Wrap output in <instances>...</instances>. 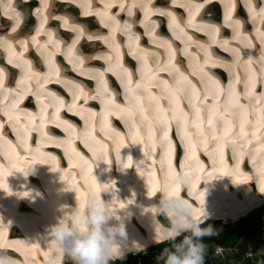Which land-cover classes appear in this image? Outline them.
<instances>
[{
	"label": "bare ground",
	"instance_id": "6f19581e",
	"mask_svg": "<svg viewBox=\"0 0 264 264\" xmlns=\"http://www.w3.org/2000/svg\"><path fill=\"white\" fill-rule=\"evenodd\" d=\"M27 1L29 4L34 5L37 0H0L1 9L3 10L0 14V36L17 37L16 34L11 35L12 26L16 23L13 16L15 12L22 11V4ZM47 1L55 2L57 0ZM66 1L68 0H61L63 3ZM214 1L175 0L174 2V0H161V3H170L171 7H159L157 9H164L174 13L176 23L180 24V27L184 28V31L193 37V42L188 48V54L184 53L185 56L191 55V57L188 61L182 58L180 61L175 60V63L188 79L193 84H196L200 91L203 87V92L199 93L201 97L204 96L205 91L208 92L207 103L211 104L213 97L210 89L215 86L213 81L220 74L228 73L230 78L226 85H220L219 83L218 87L227 90L229 85L232 84L237 91H242L238 87L243 84L235 83V75L240 74L241 79H243L248 69L244 67L242 62L232 63L234 56L231 51L232 47H240L242 61H246L249 58L253 61L251 67L255 70L257 78L255 94L259 98V94L262 93L257 89L261 86L259 82L261 67L257 66L259 64V57L258 59H254L257 56V47L252 45L251 48H248V56H244L243 53L245 52L241 44L234 45L231 40L233 35L229 34L231 22L235 20L245 21L249 17L252 20L261 18L260 10L257 6L259 0H250L251 7H249V0H233L234 7L232 9L226 7L228 0H221L224 8V22L222 23V18L219 20V23L209 22L210 16L206 17L203 12L204 9L211 13H215V10L217 12L220 11V5L218 4L208 8ZM115 2L119 6L120 0H115ZM132 2L133 0H125V11H127V8ZM190 3L201 5L202 11L192 10L193 14L190 17L187 16L184 18L182 14L187 7H182L181 5ZM239 5H248L247 9L249 14H240L241 7ZM102 9L98 5L95 9L97 15L99 12H102ZM32 10L28 13L31 17L45 9H43L42 5V7L36 6L32 8ZM48 10L46 9L44 11V15H47L48 19L41 29L43 30V34L37 36L36 31L34 35L37 41H41V44H44L42 37L53 29L46 24L54 17L57 20H63L60 17H64L67 19L69 26L73 24L71 19L65 14H48ZM20 15L21 22L19 27L23 26L24 22L28 20V17L26 19L24 18L23 15L25 14L22 15L20 13ZM85 17L86 20L88 19V22L92 20L97 23L96 15H85ZM167 17L169 16L161 15L159 11H152L149 17L152 26L146 30L147 33H154L151 36L152 41L149 42L145 38H142L139 42L140 46L138 51L147 50L146 62L153 71L156 70L158 64H165L167 62V44H170L172 48H175V44H180L178 41L171 39L172 34H174L175 40H178L179 37L182 48L184 46L185 49L186 46V37L177 29L176 25L173 24L170 27L169 24L171 21H168L167 25L164 23ZM144 18L145 16L141 15L129 16L128 14H120L118 20L120 21L121 27L125 21L131 25L130 33L134 30L133 33L135 35H141L145 28L138 25H145L146 21ZM10 21L15 23L11 24L6 30V23ZM186 24L188 25L187 27H185ZM209 24H217L219 26V32L223 34L216 33L215 43L212 42L209 36L210 38L206 40L209 44L206 46L202 41H199L197 43L199 50H195L196 40L194 36H198L199 39L197 41L203 37L204 39L207 38V26ZM62 26L67 27L65 26V22L62 23ZM19 27H17L16 31L20 30ZM157 31H163L167 35L161 37L156 33ZM124 32L129 36L126 31ZM89 34L100 36L94 32ZM31 36L26 35V37L18 38L25 39ZM86 37L87 35L80 38L83 48L86 50H96L94 54L86 57V59H93L95 62H99V58L105 59L108 55L107 52L98 48L96 45L92 46V42ZM220 37L223 39L221 40ZM225 38L229 41L228 46H223ZM54 42L52 40L51 44H54ZM250 42L252 44V41ZM257 43L262 48L264 47L261 41ZM51 44L50 48L52 47ZM60 46L59 44L57 47L59 48ZM201 46L207 47L211 53V61L205 66V71L208 72V76L212 78L211 80L207 77H202L198 71V64L203 62L202 54L204 51ZM37 49L39 50L40 48ZM3 50L6 52L4 48ZM31 51L35 52L33 48H31ZM132 51L129 52L130 55H132ZM25 52L26 50L23 55L26 59L32 61L34 71L45 73L34 67L36 59L30 57ZM76 57L74 55H68L66 60L61 58L71 67L69 71L73 76H67L61 71H58V74L50 78L48 83L44 85V88H40L35 78L22 81L21 77L23 73L22 69L19 68L15 84L13 86L5 85L4 90L0 91V97L2 99V106H0L2 108L0 110V233H2L0 235V244L8 245L7 249L9 254L17 257L18 264H24L25 261H27V264H66V262L62 261V256L55 252L53 246L47 243L51 239L49 236V227L57 222L58 217L62 216L61 206H65L64 211H67L72 208L71 204L75 206L77 200H83L87 197L89 192L94 188L92 184L93 178L96 184L99 185V191L103 189L102 184H104V187H108L107 185L112 186L109 191L101 192V198L106 203L113 204L117 215L120 214L125 217L127 219L126 223L131 225L125 228L124 236L117 237L120 245L123 244L121 246L123 252L127 251L128 244L131 245L128 246L131 249L157 242L156 236L160 230L159 227H156L158 223V204L160 205L162 203L164 206L163 198L165 193L169 197L176 196L174 194L176 185L171 182L173 173H187L191 179V186L179 185V197L191 210L193 209L198 212V216L203 215L204 211V217L207 216L217 219L219 217L226 218L232 216L237 219L264 201V191L260 190L261 184L264 182V121L257 123L260 116L257 109L264 105V101H261V104L255 105V107L248 108V122L244 126L246 138L235 141V151L232 141L235 138L234 133H238L239 131L238 122H236V126L231 129L227 137L224 136L223 129L219 126H217L214 134L210 133L209 129L211 126L206 123L203 125L205 135L202 137L198 136L195 124L191 123L194 117L188 108L189 102L187 99H183L181 106L188 112V120L190 121L187 129L188 135L185 134L183 128L177 126L175 120H171L167 129L168 135L165 138L161 131V125L158 123L152 122V127L149 129L147 122L139 118L133 122V120L118 110L117 106L122 108L131 103L128 98L124 103V93L118 92L120 85H117V90L112 89L113 87L109 89V93L113 98V103L110 105L103 103L102 99L90 98L96 95L98 82L97 87L92 91H85V95H80L79 104L76 100V105L71 110L73 113L81 114L82 118L86 117L88 121H85L84 125L87 126L73 125L70 128L66 124H60L59 130L62 133L55 132L54 134L52 131H47L46 122L53 115L49 111H55L58 102L54 98L47 96L45 89L47 92L56 93L63 99L64 106L60 107L59 113H56V116L60 121L70 123L72 121L71 115L65 114L64 112L67 111H63L62 109L68 108L72 104L74 96L71 98V102L68 103L65 100L66 96H62L60 91L65 88V94L70 95L71 92H75L72 86L73 84H80L82 86L79 79L87 80L93 78L95 75L93 73L95 70L94 67H90L86 63H83L82 66L79 65ZM136 57L134 56V59L131 58L126 64L122 63L123 67L130 70V66L134 64ZM5 58L9 60L8 52H6ZM11 64L16 69L15 63ZM109 64L114 65V62L109 61ZM11 67L7 61L0 64V68H4L5 72H9ZM142 67L144 68V62L142 63ZM113 71L122 79L120 69L114 68ZM168 74L170 73L166 71L156 72L158 78H162L171 83L172 81ZM170 76L172 77L171 74ZM108 77L112 78L113 75H108ZM140 78L141 76L138 79L134 75L132 77L134 83L140 80ZM69 82L72 83L70 84ZM26 84L28 88L23 97L32 94L34 100L38 103V108L36 109L22 108L14 99L15 93L8 91V89H16L17 85H19L20 89H24ZM151 90L157 95L161 91L155 85ZM5 94H10L11 96L7 97ZM38 94H42L41 100L37 99ZM225 95L226 92L221 94L219 98L220 102H223ZM127 96L128 94L126 92ZM86 97L88 98L85 103ZM117 100L121 103H118ZM241 102L246 103L243 97H241ZM96 103H100L101 106L94 107ZM13 104L16 105L14 108L12 107ZM161 104L167 107L166 100H161ZM85 109H89V112L84 111ZM251 111L254 114H251ZM109 113L114 114L112 120L118 121L121 126L124 124L126 133L112 125L108 119V116H110ZM120 113L123 114V118L118 119ZM10 115L12 119H10ZM202 115L205 116L206 121V114L202 113ZM122 119L123 121H121ZM8 120L10 124H7ZM35 130L39 132L37 137L34 134ZM174 133L177 138L175 136L173 137ZM33 138H35V142H32ZM118 138H122L124 141L123 145L119 148L120 155H117L116 140ZM109 139L110 141H108ZM221 144L222 149L219 147ZM241 145L243 146L241 147ZM229 149H231L233 158L234 156H238V159L234 158L233 165L228 163L230 154L227 151L229 152ZM61 150L64 152L63 156L68 158L66 164L63 163L65 159L58 161V158L61 156L59 153ZM101 152L103 155H100ZM181 152L180 157L182 156V159L179 165L174 161V157H178ZM88 153L91 155L87 156ZM248 154L252 156L249 162L254 167L253 173L259 174V176L257 175V180L260 186L255 191L256 195H246V200H240L238 197L239 200L236 199L237 204L232 200L234 198H232L233 191L231 190L235 187L233 190L240 189L245 193V189L241 183L246 177L245 175L250 176L248 174L250 171L246 169V165H244L245 169L239 167L240 175L234 173L233 170L237 167L238 162L241 164L244 155ZM129 156L132 157L131 165H128L127 158ZM51 157L56 158L55 164L51 160ZM114 158L120 160L119 167H116V163L113 162ZM109 160L111 163L108 162ZM209 160L211 163L210 166ZM57 164L58 169L56 168ZM115 171H118L121 176L118 173H114ZM229 179L231 181L230 183H228ZM67 183L70 188L67 186ZM141 191H147V194L142 193L145 197V204H147V206L143 204L144 207L142 208V203L138 200ZM202 192L205 193V196ZM157 193L162 196L161 199L159 198L160 201L156 197ZM105 197H107V201L104 199ZM191 199L194 201L192 202ZM123 204L125 207L120 209L119 207H122ZM162 205L163 215H165ZM166 213L169 219L170 217L172 218L167 209ZM49 216L52 217V220L49 219ZM116 221L117 219L114 217L110 219L109 223L116 224ZM145 228L148 230L151 229V232L146 230V233H142L140 231V229ZM9 230L12 231V234L7 236L6 233ZM39 250L44 257L40 255ZM33 253H36L35 257ZM68 263L71 264V261H68Z\"/></svg>",
	"mask_w": 264,
	"mask_h": 264
},
{
	"label": "snow or ice",
	"instance_id": "6c2138e0",
	"mask_svg": "<svg viewBox=\"0 0 264 264\" xmlns=\"http://www.w3.org/2000/svg\"><path fill=\"white\" fill-rule=\"evenodd\" d=\"M175 2V0H174ZM115 0L112 2L105 4L104 10L99 12L98 15L102 17V23H104L105 27L110 28L109 36H94L93 34L86 33L85 28L79 24L70 25L73 32L76 33L75 38L72 40L71 45L68 47V52L72 53L75 49L76 44L79 42L80 38L87 35V39L91 40L93 38L103 39L105 43L109 42V38L112 36V33L117 31H126L129 34L130 46L133 47L132 55L137 56V58L141 59L144 62V73H142L140 80L133 82V73L128 68L123 67L121 63V57L119 53V45H116V55L114 66L121 71L122 82L125 83L127 88V98L131 102L124 107L117 106L118 110L123 112L129 119L135 120L137 118L148 123L149 129L152 127V122L158 123L161 125V131L163 132L164 137L166 138L168 135L167 129L169 127L170 121L175 120L177 122V126L181 127L185 130V134L188 135L187 129L189 127L190 121L188 120V112L181 106V101L183 99H187L189 104L188 108L193 114V121L191 123L195 124L197 129L198 136H204V128L203 125L206 123L211 126L209 129L210 133H215L217 126L223 129V134L227 137L228 133L231 129L236 126V122H238V133H234L233 146L234 151L236 148L235 141L238 139L246 138V133L244 131L245 123L248 122V108L255 107V105L261 104V101H264V92L259 94V98L256 97L255 87L257 84V78L255 70L252 69L253 61L249 58L246 61H242L241 56V48L240 47H232L231 51L233 52L234 60L232 63L236 64L238 62H242L244 67L248 69V71L244 74L243 79H241L240 74L235 75V83L243 84V90L237 91L232 84L229 85L228 89H222L218 87L219 81H213V86L210 91L212 94V103H207L208 92L205 91L203 97L199 95L200 89L197 88L196 84H193L191 80L180 70V68L175 63L176 53L178 49L172 48L170 44H167L168 48V57L167 62L165 64H158L155 71H153L146 60V51L140 50L138 45V36H134L130 33L131 25L125 21L123 26L121 27L120 21L115 18V16L110 12V9L114 6ZM86 4H83L82 7H86ZM182 7H187L190 10L198 11L201 5L190 3V4H182ZM48 3L47 0H44L43 9H47ZM119 7L121 10H125V0H120ZM226 7L232 9L234 7L233 0H228ZM249 7H251V3L249 0ZM133 8H140L144 11L145 19L150 17L152 11H159L161 15H167L170 17L171 27L173 24L176 25L177 29L186 37V46L184 49V53L188 54V48L193 42V37L188 35L187 32L184 31V28L180 27V24L176 23L175 14L171 11H166L164 9H154L151 5V0H133L132 4L127 8V12L129 16L133 15ZM261 18L264 19V8L260 9ZM87 15V13H85ZM13 19L16 21L15 25L12 26V31L16 32L17 27H19L21 22V15L19 12H15ZM47 15H44L41 12V29L44 24L47 22ZM65 21V26H69L67 19L64 17H60ZM143 23V21H141ZM188 25L186 24L185 27ZM230 26L233 27L234 34L231 37L232 40H240L243 44V47L251 48L252 44L247 40L245 36L241 33V21L235 20L230 23ZM219 31V28L215 24H209L207 26L208 35L211 37L213 43L216 42V33ZM40 34V29H37V36ZM151 34V33H149ZM48 40L44 42V44L40 45L36 39V36L27 37L25 39H19L18 37H5L0 36V48H4L6 52L9 54V63H15L16 67L22 69V77L21 80H32L36 79L37 84L40 88H44L50 78L56 76L58 74V68L55 66L54 61V51L58 50V47H51L52 43V33L49 31L47 33ZM179 38V37H178ZM261 42L264 43V33L260 34ZM30 43H37L38 47L41 50V54L45 56V59L48 64V71L45 73L35 72L32 61L28 60L24 57L23 53L28 48ZM229 41L225 39L223 41V46H228ZM203 47V46H201ZM19 49V50H17ZM204 57L203 62L198 64V71L202 75V77H207L209 80L212 78L208 76V72L205 71V66L208 65L211 61V53L208 51L207 47H203ZM260 57L259 63L261 66L260 80L261 86H264V48L260 49ZM244 56H248V53H243ZM110 59L109 57H106ZM76 61L79 65H83L84 60L79 56L76 57ZM113 68L110 67L106 71H112ZM158 71H166L172 75V82L169 83L167 80H163L162 78H158L156 76V72ZM98 81L97 94L92 99H102V102L105 104H112L113 98L109 93L108 81L104 78V71L99 69L95 70V75L93 77ZM5 80V69L0 68V91H3L5 88L4 84ZM70 84L72 82H69ZM199 83V82H198ZM160 88V94L152 92L153 86ZM75 89L74 98L72 104L68 106L69 111L73 110L76 105V100L79 99L80 95H85L84 88L80 84L72 85ZM27 84L24 89H20L19 85H17L16 89H8L9 92H14V99L16 103L19 102L20 99L23 98L25 92L27 91ZM223 102H220V96L222 93H225ZM45 93L47 96L54 98L58 104L56 106V113L59 112L60 107L64 106V101L61 97H59L54 92H47L45 89ZM41 95H37V99L41 100ZM241 97L244 98L246 103L241 102ZM87 98H85V103L87 102ZM161 100L167 101V107L161 104ZM16 105L13 104L14 108ZM260 116L257 123L264 121V105H262L259 109H257ZM202 113L206 114L205 116ZM150 114V116H149ZM10 119H12L10 115ZM67 124V121H64ZM70 128L71 125H68ZM46 135V134H45ZM124 143L122 138H118L116 140L117 146V155H119V148ZM191 143V141H189ZM243 145H241L242 147ZM222 149V144L219 145ZM100 155H103L101 152ZM55 157H51V160L55 164ZM43 162V161H42ZM111 163V161H108ZM132 158L128 157V165H131ZM86 163V162H85ZM127 166V165H126ZM58 169V164L56 165ZM234 173L240 175L239 172V162L237 163V167L233 170ZM177 174L173 173L172 178ZM186 176L187 173H185ZM92 184L94 185V190L99 192V185L96 184L95 179L93 178ZM176 185L174 189V194L179 197V183H172ZM192 185V181L190 182V186ZM261 191H264V182H262ZM154 191V189H153ZM26 195V193H25ZM2 235V233H0ZM8 247L7 244H3Z\"/></svg>",
	"mask_w": 264,
	"mask_h": 264
},
{
	"label": "clouds",
	"instance_id": "9594fccd",
	"mask_svg": "<svg viewBox=\"0 0 264 264\" xmlns=\"http://www.w3.org/2000/svg\"><path fill=\"white\" fill-rule=\"evenodd\" d=\"M171 182L189 187L191 179L184 173H180L173 177ZM67 186L69 187L68 183ZM107 186L99 192L92 189L86 198L77 200L76 206L67 211H64L65 206H61L62 216L58 217L57 222L49 227L51 239L47 243L53 246L58 255L70 256L74 260L71 264H111V262L128 256L139 257L151 248L158 247L168 241L174 243L171 249H165L162 253L165 264H204L205 245L199 238L205 235H213L214 231L211 225L202 226L215 222L222 224L235 223L256 210L264 208L263 202L237 219H231L228 216L225 220L219 217L217 219L207 218L203 221L204 211L203 215L197 216L180 197H169L165 193L163 204L172 216V227L161 228L156 236L157 242L141 246L138 251H131L121 256L123 250L117 237L125 235V225L123 220L117 216L115 206L106 203L101 198V192L109 191L112 187L111 185ZM124 207L123 204L119 208L123 209ZM114 217L119 222L110 224V219ZM149 231L151 232V229ZM185 233L189 234L176 242V239ZM224 251L227 250L224 249ZM68 261H71V259L68 258L66 264H69ZM0 264H18L17 257L10 255L7 246L3 244H0ZM24 264H27V261Z\"/></svg>",
	"mask_w": 264,
	"mask_h": 264
},
{
	"label": "trees",
	"instance_id": "16d2710c",
	"mask_svg": "<svg viewBox=\"0 0 264 264\" xmlns=\"http://www.w3.org/2000/svg\"><path fill=\"white\" fill-rule=\"evenodd\" d=\"M261 209H258L255 212L249 214L247 217L241 219L240 221L233 223V227L225 228L223 231H221V233L217 235V237H209L207 235L200 237L199 240H201L205 245L204 253L209 257L204 262V264L209 263L210 255L213 253L216 246H221L224 249L234 248L236 245L238 246L236 247L237 252H235L233 255H227L225 259L226 264H242L241 260L243 258V255L248 251L249 248L253 249L254 252H257L260 242L258 243L254 238L256 236L259 237L264 232V213H258V211H260ZM188 234L189 233L183 234L178 239H176V242H179L185 235ZM172 242L173 241L164 242L155 248H158L160 252L163 253L165 249H171L170 244ZM251 244L253 245L251 246ZM155 248H151L150 250ZM149 256L150 254H146L143 256V264H147V262L149 261ZM131 257L132 256H128L126 258L119 259L117 261L111 262V264H128L131 260L137 259L134 256L133 259H131ZM244 261H246V264H264V256H260L259 258H257V262L254 263H251L250 257H247L246 259H244ZM163 262L164 259L160 257V259L158 260V264H161Z\"/></svg>",
	"mask_w": 264,
	"mask_h": 264
},
{
	"label": "rangeland",
	"instance_id": "374dc122",
	"mask_svg": "<svg viewBox=\"0 0 264 264\" xmlns=\"http://www.w3.org/2000/svg\"><path fill=\"white\" fill-rule=\"evenodd\" d=\"M258 213H264V208H262L260 211H258ZM208 225H211L214 231L213 235H207L209 237H217V235L219 233H221V231H223L225 228L227 227H233V223L231 224H222L220 222H215V223H211V224H206L203 227H207ZM264 227V226H263ZM258 243L260 242V245L258 246V250L257 252H254L253 249L249 248L248 251L243 255V258L241 260L242 264H246V261H244V259H246L247 257H250L251 259V263L257 262V258H259L260 256H264V232L262 235H260L259 237L256 236L254 238ZM245 241V240H243ZM255 243V242H254ZM172 244L173 242L170 244V248H172ZM253 244H251L252 246ZM236 247H238L237 245L234 248H227V251H224L223 248H221L220 246H216L213 253L210 255V261L208 264H226V257L227 255H233L235 252H237ZM223 250V251H220ZM146 254H150L149 256V261L147 262V264H158V260L160 259V257H162V253L160 252V250L157 248L152 249L150 251H147L146 253L140 255L139 257H136L137 259H133V257H131V260L128 264H143V256ZM209 257L204 253V262L208 259ZM164 259V258H163ZM161 264H165V259L164 262Z\"/></svg>",
	"mask_w": 264,
	"mask_h": 264
},
{
	"label": "water",
	"instance_id": "95a60500",
	"mask_svg": "<svg viewBox=\"0 0 264 264\" xmlns=\"http://www.w3.org/2000/svg\"><path fill=\"white\" fill-rule=\"evenodd\" d=\"M227 153L229 154V152L227 151ZM230 161V159H228ZM247 185H250L251 188L254 190L253 188V181L251 180L250 183H247ZM158 199V198H157ZM157 218L161 219L165 224H167L168 226H170V221L168 219V217L166 215H163V211L161 208V204H158V214H157Z\"/></svg>",
	"mask_w": 264,
	"mask_h": 264
}]
</instances>
